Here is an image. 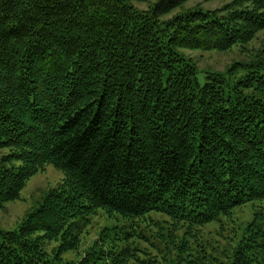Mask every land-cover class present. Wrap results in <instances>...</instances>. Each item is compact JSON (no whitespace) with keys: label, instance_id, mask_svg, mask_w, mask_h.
I'll list each match as a JSON object with an SVG mask.
<instances>
[{"label":"trees","instance_id":"1","mask_svg":"<svg viewBox=\"0 0 264 264\" xmlns=\"http://www.w3.org/2000/svg\"><path fill=\"white\" fill-rule=\"evenodd\" d=\"M136 1L148 0H0V148L21 163L0 168V206L48 164L65 176L19 230L0 229V264H64L98 210L204 226L264 202V60L238 81H202L183 52L248 44L264 30V0L214 11ZM258 220L233 264L256 261L246 251ZM90 250L77 264L128 260L127 249Z\"/></svg>","mask_w":264,"mask_h":264},{"label":"rangeland","instance_id":"2","mask_svg":"<svg viewBox=\"0 0 264 264\" xmlns=\"http://www.w3.org/2000/svg\"><path fill=\"white\" fill-rule=\"evenodd\" d=\"M159 0L136 1L140 9H148ZM235 0H189L184 9L201 8L204 10H221ZM180 13L177 9L166 17ZM192 58L201 72L203 81L206 71H217L232 81H238L247 72V65L264 60V30L246 45H238L226 51L183 50ZM10 148H0V168L20 162L8 161L5 156ZM64 173L52 164L35 174L26 184L19 199L0 206V229L19 230V225L28 213H32L43 202L47 192L58 187L64 181ZM258 213L264 217V202L248 203L237 208L230 217H223L204 226L191 225L169 217L163 213L151 212L146 218L129 220L121 215H108L98 210L91 215L90 223L83 229L81 242L76 249L63 253L64 264H77L93 247L106 254H120L129 250L125 264H233L235 252L246 240L247 227ZM260 223L264 222L258 220ZM261 236L250 250L247 258L256 261L249 264H264V225ZM61 241L49 243L45 248L52 253Z\"/></svg>","mask_w":264,"mask_h":264}]
</instances>
